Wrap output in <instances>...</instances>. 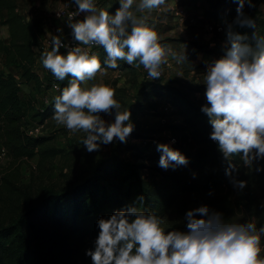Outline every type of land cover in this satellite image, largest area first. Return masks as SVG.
Returning <instances> with one entry per match:
<instances>
[{
  "label": "clouds",
  "instance_id": "clouds-1",
  "mask_svg": "<svg viewBox=\"0 0 264 264\" xmlns=\"http://www.w3.org/2000/svg\"><path fill=\"white\" fill-rule=\"evenodd\" d=\"M167 2L118 0L113 13L96 0H70L75 10L68 13L65 24L74 44H65L60 38L63 29L57 28L58 35H52L48 48L40 52L42 67L57 81L67 80L62 88L55 86L59 94L54 97L51 119L70 135L83 133L80 143L88 153L114 141L127 143L135 128L130 109L115 98L114 88L97 81L98 75L119 71V61L142 67L152 81L161 79L164 66H171L169 58L194 67L187 45L177 52L170 43H162L155 24L148 21V14ZM231 2L237 5L236 15L231 21L222 19V55L203 60L205 102L200 111L208 118L209 139L222 154L229 183L242 192L248 181L238 179L241 165L264 172V34L257 29L256 19L244 11L246 5L255 8L254 0ZM237 28L254 31L242 34ZM95 46L105 53L103 61L90 51ZM171 143H156L158 167L165 171L189 164ZM137 201L143 202L144 197ZM135 204L97 220L93 247L85 250L91 264H264V224L258 226L256 217L234 221L201 204L185 212L183 230H165L156 211ZM259 207L264 214V202Z\"/></svg>",
  "mask_w": 264,
  "mask_h": 264
},
{
  "label": "trees",
  "instance_id": "trees-1",
  "mask_svg": "<svg viewBox=\"0 0 264 264\" xmlns=\"http://www.w3.org/2000/svg\"><path fill=\"white\" fill-rule=\"evenodd\" d=\"M205 1L208 5L205 14L214 20L225 18L233 9L231 0ZM254 19L257 29L264 34V19ZM0 23L8 32L7 42L0 39V145L16 159L37 155L41 164L56 156L64 160L71 150L45 146L51 136L26 133L29 127L25 120L27 109L19 94L22 86L30 83L37 90H47L53 80L50 74L41 80L33 69L46 36L43 21L20 13L17 0H0ZM236 31L251 35L254 30L237 28ZM97 53L103 61V50L98 48ZM12 68L18 73V79ZM58 83L62 88L67 80ZM201 89L202 86L192 88L194 91ZM58 94L57 90L55 96ZM54 97L37 111L36 119L40 123L52 116ZM147 97L165 100L180 115L181 124L172 129L188 134L195 148L193 151L174 149L185 155L189 164L175 171H165L158 167L160 153L156 150L127 146L135 162L116 156L101 160L90 175L70 182L66 188L35 194L31 182L17 186L3 177L0 264H91L85 250L93 247L99 218H107L114 211L134 203L141 210L156 211L160 217L169 213L185 214L191 209L188 205L192 197L230 184L225 175L226 164L220 160L222 154L209 139L211 128L207 116L200 111L204 102L183 98L180 89L170 83L147 81L129 106L133 114L142 109H157L158 102H144ZM131 136L142 137V134L132 132ZM234 159L239 162V157ZM193 173H196L195 179ZM238 177L246 179L249 175L241 168ZM139 196L144 197L143 202L137 201ZM219 211L227 212L223 208Z\"/></svg>",
  "mask_w": 264,
  "mask_h": 264
},
{
  "label": "rangeland",
  "instance_id": "rangeland-1",
  "mask_svg": "<svg viewBox=\"0 0 264 264\" xmlns=\"http://www.w3.org/2000/svg\"><path fill=\"white\" fill-rule=\"evenodd\" d=\"M98 6L105 7L111 12L119 6L118 0H96ZM193 2V3H192ZM255 8L245 6V13L252 17H262L264 19V0H254ZM233 8L226 18L231 21L236 13V4L231 3ZM71 5L70 0H17L18 11L26 17L36 16L43 21L45 34L51 36L53 30L57 28L64 29L65 26L54 16V12L61 6ZM185 6L184 16L176 14L175 8ZM208 5L205 0H168L167 4L161 10H154L148 14L149 23H154L162 43H170L174 50L183 52L184 45H187V55L193 65L184 63L178 65L171 61V66H164L163 77L160 80L145 79L142 67L136 68L135 65L129 66L124 61H119L121 68L119 71L108 70L106 76H97V81H103L116 91V99L124 108L132 109L130 104L134 103L138 90L145 82L170 83L171 86L179 88L183 98L190 99L197 103L205 102L203 86V60L217 58L222 55L221 45L224 41V32L221 34L208 33L205 31V21L207 15L205 11ZM137 15H142L137 13ZM222 22V19H220ZM0 37L4 39L5 32L1 28ZM197 44V45H196ZM214 45V46H213ZM43 51V50H42ZM41 52V51H40ZM37 53V58L40 57ZM39 65L42 67L39 58ZM13 74L18 79V73L12 68ZM195 86H202L201 91L192 90ZM55 90H37L23 85L20 89V99L26 111L27 126H42L40 136H51L52 138L45 143L47 147H55L70 151L66 159L56 156L54 159H47L39 163L38 156L30 159H16L8 155L6 150L0 145V192L2 190V178L6 177L9 181L16 183L17 186H25L32 183L35 194L47 192L54 188H66L70 182L81 180L90 175L95 166L105 159L116 156L122 159L135 162L132 151L127 146H139L156 150V143H170L171 136L178 139L176 146L181 151H193L194 143L190 140L188 134L173 131L174 126L181 124V117L175 111V108L165 100L157 97H147L144 102H158L157 109H142L136 114L132 113L131 120L135 125L133 132H140L142 137H128L127 143L114 141L113 144L102 146L99 152L88 153L80 143L83 133L70 135L63 126H57L49 117L42 123L37 121L36 113L45 104L44 100L49 101L56 95ZM110 120V117H104ZM208 119V118H207ZM27 127V128H29ZM170 129V130H169ZM73 146V147H71ZM223 161V157H220ZM141 162V161H138ZM66 167V168H65ZM242 171L249 175L246 179L248 187L242 192L235 190L231 184H226L213 191L212 195H197L189 201V208L197 207L201 204H207L211 208L227 210L225 217H230L234 221H243L251 217H256V223L259 226L264 224V214L259 207L264 202V172L255 173L252 170L244 169ZM67 169V172L65 171ZM240 179V177H238ZM209 202V203H208ZM185 214L169 213L162 218V227L165 230L180 228L183 230V217ZM264 239V238H262Z\"/></svg>",
  "mask_w": 264,
  "mask_h": 264
},
{
  "label": "built area",
  "instance_id": "built-area-1",
  "mask_svg": "<svg viewBox=\"0 0 264 264\" xmlns=\"http://www.w3.org/2000/svg\"><path fill=\"white\" fill-rule=\"evenodd\" d=\"M74 10H75V6L74 5H69V6H61V7L57 8L56 11L54 12L55 18L60 23H62L65 26V28L63 29V32L60 33V38L63 40V42L65 44H74V41L72 40V37L70 35V29H68L66 24H65V22H67V20H68V13L71 12V11H74ZM175 10H176V14L179 15V16H184V13L186 12L185 6H178V7L175 8ZM56 13H60L61 14L59 16V18L57 17ZM79 18L83 19V14H81V16ZM222 27H223V25H222V22L220 21V19L214 20V19H212L210 17H206L204 29L208 33L210 32V33H215V34H221L223 32L221 30ZM0 31H1V29H0ZM52 35H58L57 31L53 30ZM51 36L46 35L45 38L43 39V42H42L43 50L45 48H48V46H49V38ZM0 39H1V37H0ZM98 48H99L98 46H95V47L91 48L90 51L97 53ZM61 52L64 53L65 49H61ZM33 69H34V72L36 74H38V76H39V78L41 80L44 78V76L49 75V74L51 75L50 72H48L47 70H45L43 67H41L39 65V58H36ZM144 75H145V79L151 80V78L148 77L147 72L145 70H144ZM162 77H163V75H162ZM52 78H53L52 83H51L50 87L47 90H55V91H57V88L55 86L59 85V83L53 76H52ZM29 85L32 87L33 83H30ZM48 102H49L48 99L44 100L45 104H47ZM41 110H42V108H40V111ZM41 128H42V126L41 127L40 126H30L29 128L26 129V133L28 135H31V136H36V135L41 133V130H40ZM173 140L175 141V143H171ZM169 142L171 143V145L175 146L176 143L178 142V139L175 136H171L170 139H169Z\"/></svg>",
  "mask_w": 264,
  "mask_h": 264
},
{
  "label": "crops",
  "instance_id": "crops-1",
  "mask_svg": "<svg viewBox=\"0 0 264 264\" xmlns=\"http://www.w3.org/2000/svg\"><path fill=\"white\" fill-rule=\"evenodd\" d=\"M1 28L3 29V31L5 32V34H4V39H7V28H6V26H1Z\"/></svg>",
  "mask_w": 264,
  "mask_h": 264
}]
</instances>
